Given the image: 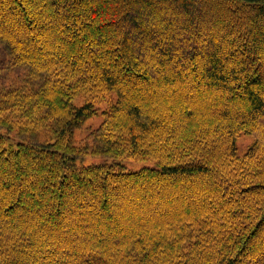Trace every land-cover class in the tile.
Wrapping results in <instances>:
<instances>
[{"label":"trees","instance_id":"obj_1","mask_svg":"<svg viewBox=\"0 0 264 264\" xmlns=\"http://www.w3.org/2000/svg\"><path fill=\"white\" fill-rule=\"evenodd\" d=\"M158 7L180 13L177 56L175 21L161 25L152 16L146 29L140 21L139 9ZM202 12L219 16L205 22V33L196 20ZM263 20L264 0H0V39L34 77L45 75L37 90L0 95V131L58 126L45 142L22 135L7 145L0 133V264H264ZM220 30L226 34L215 42L206 37ZM157 35L169 48L138 58L133 43ZM186 52L194 68L180 62ZM172 63L177 70L165 72ZM149 66L161 76L159 88L186 81L201 88L182 98L186 115L176 111V96L166 98L168 107L146 109L132 81L153 85ZM70 84L115 91L105 140L107 130L123 128L131 135L114 156L152 158L157 166H79L61 140L95 107L73 106ZM215 93L224 96L215 114L196 109L206 99L216 103ZM237 99L247 105L233 110ZM3 112L16 122L8 125ZM242 132L254 142L240 156Z\"/></svg>","mask_w":264,"mask_h":264},{"label":"rangeland","instance_id":"obj_2","mask_svg":"<svg viewBox=\"0 0 264 264\" xmlns=\"http://www.w3.org/2000/svg\"><path fill=\"white\" fill-rule=\"evenodd\" d=\"M90 2H99L101 0H89ZM148 1V0H147ZM157 9V10H156ZM155 11H148L146 8L144 9H139V12L141 13V20L143 24V28L146 29L150 26L151 21H153V17L157 18L155 23H159L161 25H165L168 23V21H175L174 23L177 24L179 19L178 15L180 13H177L175 11V14H171L170 10L173 8L170 7L168 9H163V7H158L156 8ZM135 12V11H134ZM170 12V13H169ZM173 13V12H172ZM193 13L192 15H194ZM224 15V14H223ZM221 14V16H223ZM153 16V17H152ZM207 16H210L207 19ZM218 18V14L214 15H206L204 12L200 13L199 16L196 17V20L198 21V24L200 25H205L207 27V23L210 19L212 18ZM216 18V19H217ZM262 25H264V20L262 21ZM158 23V24H159ZM174 24V30H176V42L171 41L173 44L172 51L175 53V56H177L178 49L182 45H184L182 42H179L182 40L183 35L180 33L179 29L177 28L178 24ZM204 29V33L208 31V27ZM117 28V27H116ZM264 28V26H263ZM212 29L215 30V27L212 26ZM131 30V29H129ZM264 30V29H263ZM221 33L218 34L217 31L215 32H209L210 34H207L206 37L208 39L214 40V42L217 39V36L221 38V35L226 34V30H220ZM223 31V34H222ZM101 31H99L100 33ZM98 33V34H99ZM130 33H134V30H131ZM220 35V36H219ZM200 39H203V37H200ZM134 42L133 37L131 36V39ZM205 40V37L204 39ZM206 41V40H205ZM207 42V41H206ZM201 44L203 42L201 41ZM133 46L137 52L138 58H144L146 55V52H152L156 48H161L165 51L167 50L170 46V43L168 39H164L163 37L157 35L154 39L151 40V42L143 41V40H138L133 43ZM203 54L206 53L207 49L204 47L202 49ZM181 63L185 64L186 66L192 68L193 62H192V56L189 54V52L183 53L181 56ZM192 62V63H191ZM201 62V61H198ZM202 63V62H201ZM199 64V63H198ZM235 65L234 62L231 63V66ZM177 65L176 63H173L170 65L169 68L165 72L170 73V72H175L177 70ZM194 68V67H193ZM151 74L156 77V80L154 81L155 83L152 85H146L143 86V88H140L137 84L135 85L132 81V87L134 88L133 91L134 93L137 94L138 98H142L144 100V105L147 107L146 109L152 108V110L156 109L158 106L160 109H163L166 106L167 103V97H178L177 102H180L182 98H191L194 95V92H199L201 88L196 87L193 89L194 86L190 85L189 81L184 82L185 84L178 85L177 88L175 89H169L165 88L163 86L162 88L158 87V80L157 78L160 79V75L158 71L152 72L150 66H149ZM45 75L39 74L38 77H34L32 75L31 69L28 65L24 63H18L15 59V57L12 55V53L9 51V49L6 46V43L0 39V95L3 93H6L11 90H21L24 92L31 91V89H39L40 85L44 82ZM82 80V79H81ZM158 80V81H157ZM95 80L88 81L89 83L94 82ZM140 85V84H139ZM160 85V84H159ZM68 93L72 94V99L70 103L73 106H81L86 103H93L95 107L94 114L84 120L81 124H79L77 127H74L72 129H69L67 132V135L64 139L61 140L62 145L65 142V145L68 147V151L74 153L78 160L77 164L79 166H88V165H110L113 166L115 170H123V171H136L140 170L145 167H156L158 164V161L156 159L152 158H147V159H139L135 157H129V156H121V157H116L114 154L119 151L121 145H123L124 141L130 138V133L127 131H124L123 128L121 130H114L115 134H111L110 131L107 130L106 133V140L104 138L105 132H104V127L103 123L105 121V118L107 115L104 114V112L110 111L117 103L118 101V95L115 91H109L107 90L104 86L100 84L93 85L91 84L90 86L87 85H75V84H70L69 86L66 87ZM75 90H78L77 92ZM182 91H188L190 94L187 95V97H181L178 96L177 93H181ZM187 92V94H188ZM189 96V97H188ZM216 103L214 104L210 101L208 102L207 99L203 102H197L198 105H196V109H205L209 108L212 113H216V109L218 108V105L223 101V94L221 93H215L214 96ZM155 98L157 101L160 103L157 104L156 102H151V100ZM166 100V101H165ZM1 101V99H0ZM136 101V102H135ZM186 100H181V104L177 106L176 111H179V113H182L186 115L187 111L186 108L184 107V104ZM136 104L138 101L134 99ZM166 102V103H165ZM169 104V102H168ZM202 104V105H201ZM230 108L233 110L237 109H242L243 106L247 105V102L244 100L237 99L235 101H231L229 103ZM153 105H156L155 107ZM178 105V104H177ZM236 108V109H235ZM208 109V110H209ZM189 117L190 115L187 114ZM1 117L5 119H9L10 122H8V125H11L16 122L17 117L14 114H11L10 112H3L1 114ZM116 119L121 122V125H124L126 123V117H118L116 116ZM144 119V117L142 118ZM158 125H162V121L158 120L157 121ZM19 125H16L14 130H10L9 127L7 126H2V130L0 133L4 134L7 137V145H10L11 142H17L18 137L24 135L26 139L30 140H36V141H49L53 140L56 137V131L58 129V126L54 121H47L42 127L38 129H33L26 131L24 133H20L19 131ZM125 128V127H124ZM115 129V128H114ZM146 138V137H145ZM254 142V136L251 134H247L245 132H242L241 134L238 135L237 140H236V146H237V152L240 156L244 155L250 145ZM99 219L102 220L100 217Z\"/></svg>","mask_w":264,"mask_h":264}]
</instances>
